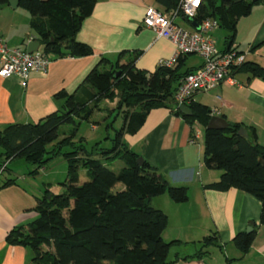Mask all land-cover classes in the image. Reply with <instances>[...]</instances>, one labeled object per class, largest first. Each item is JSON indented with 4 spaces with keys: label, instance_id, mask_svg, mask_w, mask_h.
Masks as SVG:
<instances>
[{
    "label": "trees",
    "instance_id": "16d2710c",
    "mask_svg": "<svg viewBox=\"0 0 264 264\" xmlns=\"http://www.w3.org/2000/svg\"><path fill=\"white\" fill-rule=\"evenodd\" d=\"M157 2L170 12L177 8L179 0ZM262 3L264 0H203L195 22L199 25L206 19L216 20L219 28L228 32V51L235 40L238 20ZM8 4L9 0H0V7ZM95 6V0H19V7L33 17L31 27L36 41L48 56L56 59L94 55L91 46L76 40V34ZM125 55L121 53L116 62L102 57L78 92L58 93L56 98L65 100L63 112L48 115L37 123L11 124L0 131L3 163L24 160L36 165L32 175L45 168L51 159L47 155L70 149L63 153L68 165L64 191L57 195L47 190L35 207L37 218L6 238L10 245L30 247L34 252L32 264H169L171 244L163 239L168 216L154 208L151 201L168 194L174 202L185 203L188 189L170 185L149 162L143 160L139 164L140 156L124 143V136L136 134L150 112L159 108L171 109L191 126L198 123L204 127V164L208 169L223 171L220 181L209 187L218 191L237 189L258 199L262 204L260 225L264 226V146L257 142L256 130L243 124L230 125L226 130H208L213 111L196 101L188 106L192 116L178 110L174 103L178 86L194 71L183 69L189 56L180 58L174 68L160 66L149 72L136 68L138 52L122 64ZM238 73L263 78L264 68L247 62ZM104 99L119 100V110L127 109L123 112L122 127L111 140V148H101L99 142L90 150L83 138L74 142V135L60 140L63 125H76V119L90 121ZM242 127L250 130L252 141L238 136ZM53 143L55 147L48 151V145ZM118 160L125 167L114 172L108 166ZM81 169L87 171L89 178L82 185ZM11 183L14 182L5 185ZM119 185L123 188L116 191ZM255 237L256 230L241 232L233 243L245 255ZM216 239L212 236L203 240L199 259L209 255L208 248Z\"/></svg>",
    "mask_w": 264,
    "mask_h": 264
},
{
    "label": "crops",
    "instance_id": "0c3cea01",
    "mask_svg": "<svg viewBox=\"0 0 264 264\" xmlns=\"http://www.w3.org/2000/svg\"><path fill=\"white\" fill-rule=\"evenodd\" d=\"M95 2L93 14L84 20L76 34V40L91 46L94 55L85 58L50 57L52 63L48 72L32 73L25 87L16 76L0 77V131L11 124L37 123L48 115L63 111L65 100L56 98V95L78 92L102 57L116 62L125 52L121 60L124 64L132 53L138 52L136 68L149 72L173 58L176 53L174 43L159 38L153 30L143 26L147 8H156L157 5L156 9L167 12L157 0ZM17 9H12L9 4L0 7L2 13H14L12 18H0V34L9 46L26 49L31 39L36 41L31 27L33 17L28 11L19 12ZM177 23L185 29L197 30L187 20L178 19ZM211 35L222 39L223 48L218 49L225 51L228 32L218 27ZM232 48L246 53L247 62H255L264 68V3L256 5L248 16L238 20ZM187 61L188 58L184 70H197L204 62L199 57L197 64L186 68ZM235 79L240 87L223 84L208 92L215 96L217 104L210 107L212 116H221L230 125L243 124L254 128L257 142L264 146V78L236 72ZM124 111L127 109L118 110V114ZM196 125L200 124L191 126L171 109L159 108L150 112L136 134L124 136L126 146L156 167L170 185L188 189L189 198L185 203L174 202L168 194L151 201L154 208L168 216V226L163 233L164 241L171 244L168 262L208 264L205 257L199 259L197 255L204 248L203 240L215 236L214 246L218 248V262L221 264L227 260L231 261L229 264H264V226L260 225L262 204L237 189L218 191L209 187L220 181L223 171L208 169L204 164L205 141L204 146L198 142L202 135L205 140V131L198 130L200 138L191 143ZM82 138L87 145V139ZM113 138L108 135L97 143L100 142L103 148L104 142L112 143ZM3 153L0 147V264H32L33 250L10 245L6 238L13 230L27 228L37 218L38 199L50 190L52 184L43 180L38 183V178H47L48 175L42 174L45 169L32 175L36 165L31 168L24 160L3 163ZM120 163L124 168V162ZM26 171L29 172L24 173ZM11 181L14 183L5 185ZM251 225L256 230V237L248 253L243 255L233 239Z\"/></svg>",
    "mask_w": 264,
    "mask_h": 264
},
{
    "label": "built area",
    "instance_id": "2783aa9c",
    "mask_svg": "<svg viewBox=\"0 0 264 264\" xmlns=\"http://www.w3.org/2000/svg\"><path fill=\"white\" fill-rule=\"evenodd\" d=\"M203 0H179L176 9L162 12L149 7L146 10L143 26L153 30L159 38H164L176 46V53L169 61L161 66L174 68L179 59L185 56H199L203 59L201 68L186 75L180 82L174 96L176 107L189 106L195 97L201 93H208L223 84L240 87L235 74L247 63V55L231 48L221 52L211 32L219 27L216 20L206 19L200 30H188L178 25V19H188L195 22ZM33 40L31 39L30 42ZM52 63L42 47L35 52L26 49L12 48L0 34V77H18L25 87L34 72L46 74ZM200 138V132H195L191 143ZM5 168V167H4Z\"/></svg>",
    "mask_w": 264,
    "mask_h": 264
},
{
    "label": "rangeland",
    "instance_id": "374dc122",
    "mask_svg": "<svg viewBox=\"0 0 264 264\" xmlns=\"http://www.w3.org/2000/svg\"><path fill=\"white\" fill-rule=\"evenodd\" d=\"M158 6L156 5V8ZM9 10V9H8ZM19 12H22L24 9L18 8ZM13 12V11H9ZM25 12V11H23ZM12 14L14 13H2L0 12V18H12ZM19 16V15H18ZM23 18V17H18ZM216 41L217 48L221 49L223 48V41L222 39H219L218 37L214 38ZM12 47V46H10ZM14 48V47H12ZM20 48V49H24ZM43 49V48H42ZM199 62L198 56H189L188 61L186 63V68L189 66L195 65ZM196 100L206 106L209 107H216V99L215 96L211 93H202L196 97ZM168 102L171 104L172 100L168 99ZM119 100L115 102H110L109 100H102L100 103V109L95 111V114H93V117L90 121H81L79 119H76V125L70 124V125H63L60 128V140L67 137V136H73L74 141L76 143L79 142L80 138L85 137L87 139V146L88 149H92L94 144L97 143L100 140H104L105 137L108 135H111L112 137H115V131L120 130L122 124H123V114H118L119 110ZM173 107L174 105L171 104ZM94 105H92L93 107ZM105 110V111H104ZM108 110L112 111V113H108ZM104 111V112H103ZM63 112V111H62ZM102 112V113H101ZM113 125V127L111 126ZM95 127V128H94ZM198 130L204 132L205 129L201 125H196L195 132H198ZM204 136L202 135L201 139L199 140V144L204 146ZM113 145L111 142L105 143L102 146L103 148H111ZM55 147V143L48 145V151H51ZM69 147L64 148L60 154H57L55 156L47 155L51 159L47 162L45 165V172H43V175H48L47 178L41 177L38 178V183L42 180L48 181V183H51L52 185L49 187L50 191L54 194H61L64 191L63 184L65 183L67 179V172H68V165L65 159L63 158V153L69 152ZM99 152V150L96 151V153ZM28 164V163H27ZM109 165V164H107ZM27 166H30L32 168L33 165L28 164ZM112 171L119 172L121 168L123 167V164L120 163V161L115 162L113 165L108 166ZM29 172V171H28ZM27 171L24 173H28ZM7 176V175H5ZM87 171L85 169L80 170V185L84 184L86 181H88ZM123 187L122 185H119L116 187V191L121 190ZM209 255L205 257V261H207L208 264H221L218 262V257L220 258V254L218 251V248L214 245L209 247L208 249Z\"/></svg>",
    "mask_w": 264,
    "mask_h": 264
},
{
    "label": "water",
    "instance_id": "95a60500",
    "mask_svg": "<svg viewBox=\"0 0 264 264\" xmlns=\"http://www.w3.org/2000/svg\"><path fill=\"white\" fill-rule=\"evenodd\" d=\"M9 5L11 6L12 9H17L19 7V0H9ZM193 25L196 27V29L199 31L200 26L196 23L193 22ZM40 48V42L39 41H32L29 42L27 45L26 50L30 53L37 51ZM264 78V77H263ZM178 110L186 116H192L193 112L192 110L185 105L179 106ZM230 124L226 121L225 118L221 116H212L210 119L207 129L208 130H226L228 129ZM238 136L245 138L248 141H252L251 135H250V130L247 129L246 127H242L239 132ZM139 164L143 163V159L139 158L138 160ZM254 230L253 226L251 225L246 232L251 233Z\"/></svg>",
    "mask_w": 264,
    "mask_h": 264
}]
</instances>
